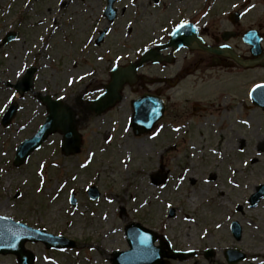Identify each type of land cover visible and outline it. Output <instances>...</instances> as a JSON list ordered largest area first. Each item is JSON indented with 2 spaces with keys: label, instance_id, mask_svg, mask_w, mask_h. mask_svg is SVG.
<instances>
[{
  "label": "rangeland",
  "instance_id": "374dc122",
  "mask_svg": "<svg viewBox=\"0 0 264 264\" xmlns=\"http://www.w3.org/2000/svg\"><path fill=\"white\" fill-rule=\"evenodd\" d=\"M105 1L0 0V45L6 33L17 32L16 40L0 46V215L77 243L60 251L29 243L35 264H114L112 254L129 249L125 228L131 223L153 230L166 252H181L165 264H228L227 249L246 255L238 264H264V199L250 202L264 185V114L255 108L238 114V106L224 111L222 104L235 105L227 91L246 92L254 74L230 82L207 71L191 77L190 88L167 87L165 119L141 136L129 126L130 89L102 115L86 110L105 90L113 65L135 60L172 22L211 0H122L112 24L104 17ZM106 27L110 31L97 46ZM22 64L37 67L33 91L24 96L14 88L24 75L16 74ZM73 76L76 82L69 84ZM40 95L64 97L78 112L81 151L64 155L58 133L16 167V148L46 120ZM13 100L20 109L5 127L3 115ZM196 102L207 109L194 113ZM153 178L163 182L154 185ZM92 185L99 200L86 192ZM73 190L77 206L70 201ZM233 222L241 226L240 240ZM0 264L18 262L0 255Z\"/></svg>",
  "mask_w": 264,
  "mask_h": 264
},
{
  "label": "flooded vegetation",
  "instance_id": "af4514ba",
  "mask_svg": "<svg viewBox=\"0 0 264 264\" xmlns=\"http://www.w3.org/2000/svg\"><path fill=\"white\" fill-rule=\"evenodd\" d=\"M176 27L182 28L187 44L177 51L168 47L173 29L158 38L148 49L159 52V60L139 69L135 84L129 87L131 92L159 96L167 111L170 97L165 89L179 84L190 88L194 75L204 77L209 71L227 81L241 82L254 74L246 92L232 89L227 95L241 97L239 108L246 104L245 96L249 108L259 109L251 104L250 95L255 85L264 84V0H211L197 12L178 18ZM223 106V110L233 108ZM206 109L197 102L193 104L194 113Z\"/></svg>",
  "mask_w": 264,
  "mask_h": 264
},
{
  "label": "water",
  "instance_id": "95a60500",
  "mask_svg": "<svg viewBox=\"0 0 264 264\" xmlns=\"http://www.w3.org/2000/svg\"><path fill=\"white\" fill-rule=\"evenodd\" d=\"M114 0H109L107 7V13L112 12V4ZM113 16H111V20ZM105 32L102 33L100 40L103 39ZM177 34H175L176 38ZM14 35H8L5 42L14 39ZM134 69V68H133ZM132 69V70H133ZM33 69L28 71V74L22 81L17 83L16 87L21 93L30 90L33 86ZM129 69H118L113 71L112 82L107 88V92L103 94L99 99L95 100L90 106V109L98 114L106 109L114 106L118 100L122 99L120 90L122 84L130 79L128 74ZM43 102L48 109V117L46 123L40 128L38 133L24 141L17 150V156L15 160L16 165H20L25 162L28 156L46 140V138L55 132H62L64 134L62 150L66 155L77 153L80 151L81 136L76 128L75 114L71 109L63 105L60 101H53L51 97H42ZM134 105V113L132 116V126L136 134H141L151 130L156 120L161 117V110L159 107L154 106V102L144 98L137 101ZM153 106V107H152ZM18 107L16 104H12L6 115L4 116V125H7L16 115ZM160 110V111H159ZM89 194L92 199L99 198V192L96 187H92L89 190ZM264 196V186L261 187L259 193L254 196L253 204H256ZM73 203L75 201L73 200ZM237 226V229L234 227ZM233 229L237 239L241 237V230L235 223ZM136 231V233L134 232ZM128 241L131 246V250L114 254V262L116 264H126L120 262V258L127 256V258H133L134 261L128 264H160L159 258L164 256L159 253L156 255L155 248L153 247L154 238L151 231L143 228L141 225H130L127 227ZM43 242L47 248H63L74 246L75 243L66 239L63 236H55L48 233L46 230H38L31 228L25 224L16 222L12 219L0 216V254H15L20 264H34V254L25 248L26 242ZM237 252V250H229L228 253ZM155 256V261L146 262L145 258ZM245 255L240 254L237 259L228 257L231 263H235L241 260Z\"/></svg>",
  "mask_w": 264,
  "mask_h": 264
},
{
  "label": "snow or ice",
  "instance_id": "6c2138e0",
  "mask_svg": "<svg viewBox=\"0 0 264 264\" xmlns=\"http://www.w3.org/2000/svg\"><path fill=\"white\" fill-rule=\"evenodd\" d=\"M40 39L43 40L44 37L41 36ZM85 47H87V44H85ZM100 59L103 60L104 58H103V57H100ZM26 67H27L26 65L22 64V65L20 66V71H18L16 74H17L18 76H22V75L24 74V71L26 70ZM46 67H47V65H46ZM89 74H90V73H89ZM76 79H77V77L73 76V77H71V78L68 80V83H69V84H74V83L76 82ZM79 79H80V80H83V79H85V76H79ZM256 87H257V88H260V87H264V86H262V85H257ZM61 99H64V97H61ZM6 106H7V105H5V107H6ZM244 123L247 124L248 121H244ZM177 131H179V129H177ZM91 155H92V156H95V153H92ZM89 163H91V161H89ZM80 167H87V164H81ZM0 171H2V169H0ZM72 179L75 180V179H77V177H76V176H73ZM237 187H239V185H237ZM218 226H219V225H218Z\"/></svg>",
  "mask_w": 264,
  "mask_h": 264
},
{
  "label": "bare ground",
  "instance_id": "6f19581e",
  "mask_svg": "<svg viewBox=\"0 0 264 264\" xmlns=\"http://www.w3.org/2000/svg\"><path fill=\"white\" fill-rule=\"evenodd\" d=\"M192 181H195V179L194 178H192ZM194 199H191V201H193ZM195 201V200H194Z\"/></svg>",
  "mask_w": 264,
  "mask_h": 264
}]
</instances>
